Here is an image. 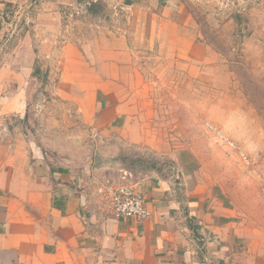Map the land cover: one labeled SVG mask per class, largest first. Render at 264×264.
I'll return each instance as SVG.
<instances>
[{
    "label": "crops",
    "instance_id": "0c3cea01",
    "mask_svg": "<svg viewBox=\"0 0 264 264\" xmlns=\"http://www.w3.org/2000/svg\"><path fill=\"white\" fill-rule=\"evenodd\" d=\"M77 1L0 0V40L9 10L34 7L0 61V264H264L194 160L159 140L153 84L180 71L203 78L213 60L181 0L87 1L108 10L93 14L106 24L88 36L65 20ZM258 26L255 40L264 38V16ZM37 59L45 90L72 105L89 133L87 158L36 137ZM149 154L162 157L135 183L149 217L117 218L108 187L120 182L119 157Z\"/></svg>",
    "mask_w": 264,
    "mask_h": 264
},
{
    "label": "rangeland",
    "instance_id": "374dc122",
    "mask_svg": "<svg viewBox=\"0 0 264 264\" xmlns=\"http://www.w3.org/2000/svg\"><path fill=\"white\" fill-rule=\"evenodd\" d=\"M87 1L91 0L71 3L65 17L71 30L86 36L93 28L106 24L96 21L89 13ZM181 2L185 12L182 16L190 18L191 31L209 46L213 60L211 70L203 78L189 77L180 71L169 82L153 84L155 125L161 129L159 140L167 147L166 152L183 153L194 160V169L211 185L217 198L237 213L243 238L251 240L253 250L264 255V150L240 156L218 136L211 115L213 109L218 111V105L238 106L249 114L255 129L261 133L260 139L264 140V38L255 40L252 36L264 16V0ZM33 9L19 12L15 8L4 15L9 27L0 40V61L10 58V49L27 31V16ZM37 62L41 70L46 69L40 59ZM148 77L152 79V75ZM154 79L157 81L156 75L151 81ZM42 83L36 86L29 105L32 126L38 129L36 137L43 140L53 137L51 148L70 150L68 154L73 158L75 154L87 158L90 136L77 124L73 106H64L52 98ZM57 132H62L66 140L60 139ZM155 156L119 157L122 169L115 167V172L121 175L119 184L137 183L143 172L162 157Z\"/></svg>",
    "mask_w": 264,
    "mask_h": 264
},
{
    "label": "clouds",
    "instance_id": "9594fccd",
    "mask_svg": "<svg viewBox=\"0 0 264 264\" xmlns=\"http://www.w3.org/2000/svg\"><path fill=\"white\" fill-rule=\"evenodd\" d=\"M211 112L218 136L223 137L240 156L264 150V140L247 112L235 105L221 104Z\"/></svg>",
    "mask_w": 264,
    "mask_h": 264
},
{
    "label": "built area",
    "instance_id": "2783aa9c",
    "mask_svg": "<svg viewBox=\"0 0 264 264\" xmlns=\"http://www.w3.org/2000/svg\"><path fill=\"white\" fill-rule=\"evenodd\" d=\"M108 191L111 193L112 209L117 218L144 220L149 217L147 199L135 183L111 184Z\"/></svg>",
    "mask_w": 264,
    "mask_h": 264
},
{
    "label": "trees",
    "instance_id": "16d2710c",
    "mask_svg": "<svg viewBox=\"0 0 264 264\" xmlns=\"http://www.w3.org/2000/svg\"><path fill=\"white\" fill-rule=\"evenodd\" d=\"M102 7L99 4L91 3V5L88 7L89 13L92 14H99L101 13ZM48 72L45 70H41V67L39 66L38 62L35 64V70L33 73V76L35 79H37L38 82L45 81L47 79Z\"/></svg>",
    "mask_w": 264,
    "mask_h": 264
}]
</instances>
